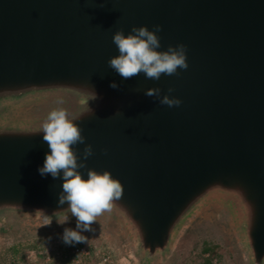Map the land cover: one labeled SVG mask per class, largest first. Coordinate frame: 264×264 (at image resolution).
Masks as SVG:
<instances>
[{"label": "water", "instance_id": "obj_1", "mask_svg": "<svg viewBox=\"0 0 264 264\" xmlns=\"http://www.w3.org/2000/svg\"><path fill=\"white\" fill-rule=\"evenodd\" d=\"M210 205L264 264V0H0V226L153 264Z\"/></svg>", "mask_w": 264, "mask_h": 264}, {"label": "rangeland", "instance_id": "obj_2", "mask_svg": "<svg viewBox=\"0 0 264 264\" xmlns=\"http://www.w3.org/2000/svg\"><path fill=\"white\" fill-rule=\"evenodd\" d=\"M91 255L74 260L72 248ZM0 264H139L124 230L104 218L72 220L59 226L10 222L0 226ZM153 264H248L225 211L210 205L190 223L171 257Z\"/></svg>", "mask_w": 264, "mask_h": 264}, {"label": "built area", "instance_id": "obj_3", "mask_svg": "<svg viewBox=\"0 0 264 264\" xmlns=\"http://www.w3.org/2000/svg\"><path fill=\"white\" fill-rule=\"evenodd\" d=\"M72 256L74 260H80L91 255V250L87 246H76L72 248Z\"/></svg>", "mask_w": 264, "mask_h": 264}]
</instances>
